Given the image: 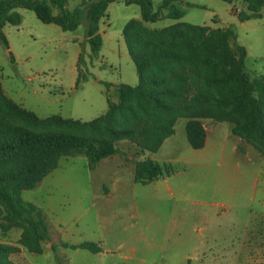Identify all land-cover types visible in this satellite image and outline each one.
<instances>
[{"label": "rangeland", "instance_id": "1", "mask_svg": "<svg viewBox=\"0 0 264 264\" xmlns=\"http://www.w3.org/2000/svg\"><path fill=\"white\" fill-rule=\"evenodd\" d=\"M82 1L67 0V7L72 10ZM151 3L157 11L161 0ZM177 5L184 12L180 22L231 29L246 50L245 73L250 79L264 76L263 11L259 18L240 21L238 14H249L241 1L179 0ZM14 12L21 23L2 29L8 50L0 41V88L22 109L40 119L55 116L90 122L105 113L107 97L117 102V85H137L121 34L127 22L140 20L138 6L126 5L124 0L108 4L99 22L102 46L96 57H91L85 41L84 20L76 30L64 32L41 23L31 11L17 8ZM173 23L162 19L143 27L156 32ZM79 54L83 77L75 88ZM201 89V80H192L186 93ZM188 120L176 118L174 133L155 153L124 140L115 143L120 154L100 161L93 170L84 156H59L55 167L32 188L19 190L21 200L34 207L35 219L45 228L47 239L38 243L40 253L23 243L26 226L11 220L0 204V246L10 248L6 260L11 264H59L57 256L61 264H177L184 254L202 256L213 247V253L220 255V248L237 245L247 218L264 227L259 218L264 217L260 152L251 141L232 135L233 124L211 117L197 119L204 130V146L192 149L185 134ZM9 123L18 125L12 119ZM145 159L170 164L174 171L149 184L137 183L134 163ZM2 164L10 167L7 162ZM17 184L5 185L12 192ZM175 222L181 228L176 232ZM81 243L97 244L101 251L69 248ZM234 259L230 252L226 260L212 264Z\"/></svg>", "mask_w": 264, "mask_h": 264}, {"label": "trees", "instance_id": "2", "mask_svg": "<svg viewBox=\"0 0 264 264\" xmlns=\"http://www.w3.org/2000/svg\"><path fill=\"white\" fill-rule=\"evenodd\" d=\"M114 1L83 0L69 10L67 0H0V41L8 50L2 29L7 24L21 23L14 10L22 8L31 11L41 23L56 25L64 32L76 30L84 20L85 41L91 57H96L102 46L99 22L105 17L108 4ZM221 1H241L246 6L249 14H238L240 21L259 18L264 12V0ZM124 3L138 6L140 13V20L127 22L121 34L135 67L137 85H117V102L107 97V109L100 118L90 122L55 116L40 119L12 103L0 88V204L11 220L26 226L23 243L31 251L40 253L38 243L47 235L42 222L35 219L34 207L21 200L19 190L32 188L55 167L59 156H84L88 168L93 170L100 161L120 154L115 143L124 140L155 153L174 133L175 119L184 116L189 119L185 134L192 149L204 146V130L197 119L211 117L233 124L232 135L251 141L264 159V76L250 79L245 73L246 50L237 43L234 32L180 22L184 12L177 5L179 0H161L157 11H153L151 0ZM162 19L174 23L156 32L143 27ZM81 62L79 54L75 88L83 77ZM197 79L201 80L202 89L187 94L189 84ZM10 119L18 125H11ZM3 162L10 167L5 168ZM173 171L170 164L145 159L134 163L133 176L135 182L145 185ZM10 182L18 183L12 192L5 185ZM69 248L100 251L94 243ZM51 249L55 251V246ZM9 252L10 248L0 246V264H11L6 260Z\"/></svg>", "mask_w": 264, "mask_h": 264}, {"label": "crops", "instance_id": "3", "mask_svg": "<svg viewBox=\"0 0 264 264\" xmlns=\"http://www.w3.org/2000/svg\"><path fill=\"white\" fill-rule=\"evenodd\" d=\"M259 218L261 222L264 221L262 215H260ZM173 229H175L174 231L176 232V229L181 228L178 227V224L175 222ZM177 234H179V232ZM198 247L199 246L196 245L194 248ZM206 250L209 251L210 254L202 252V256H200V254L195 253L193 257L184 254L181 256V261L177 264H212L214 261L226 260L230 252L234 255L235 259L234 262L228 261L227 264H264V227L260 226L258 223H252L251 219L247 218V222L244 224L242 237L237 245L230 244L226 248H220V255L213 253V247H208ZM223 250H226L225 253L222 252ZM163 263L164 262H162V264Z\"/></svg>", "mask_w": 264, "mask_h": 264}]
</instances>
